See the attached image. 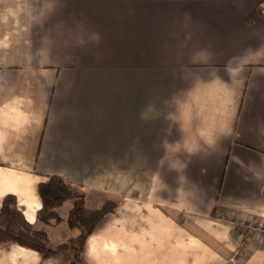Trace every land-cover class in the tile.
I'll return each instance as SVG.
<instances>
[{"label": "crops", "instance_id": "0c3cea01", "mask_svg": "<svg viewBox=\"0 0 264 264\" xmlns=\"http://www.w3.org/2000/svg\"><path fill=\"white\" fill-rule=\"evenodd\" d=\"M264 0H0V208L119 199L86 264H264ZM65 208V209H64ZM71 229V228H70ZM63 232V235L57 236ZM243 244L242 250L240 249ZM0 264H64L17 244Z\"/></svg>", "mask_w": 264, "mask_h": 264}, {"label": "trees", "instance_id": "16d2710c", "mask_svg": "<svg viewBox=\"0 0 264 264\" xmlns=\"http://www.w3.org/2000/svg\"><path fill=\"white\" fill-rule=\"evenodd\" d=\"M258 10L264 16L262 9ZM38 191L42 207L37 213V220L45 226L61 222V208L72 201L67 223L69 228L78 231L77 235L57 248L52 247L47 231L29 223L18 206L17 197L10 194L4 198L0 208V248L8 243L17 244L39 252L45 260L70 252V264H86L83 254L88 238L101 221L117 209L120 200L109 199L99 208H89L84 192L73 190L68 181L57 175L41 182Z\"/></svg>", "mask_w": 264, "mask_h": 264}, {"label": "built area", "instance_id": "2783aa9c", "mask_svg": "<svg viewBox=\"0 0 264 264\" xmlns=\"http://www.w3.org/2000/svg\"><path fill=\"white\" fill-rule=\"evenodd\" d=\"M240 226L244 230L245 234H253L255 232H261V234L264 235V224L263 223H257V224H247V223H240ZM243 244H241L240 249L242 250ZM233 264H241L238 261H234Z\"/></svg>", "mask_w": 264, "mask_h": 264}, {"label": "rangeland", "instance_id": "374dc122", "mask_svg": "<svg viewBox=\"0 0 264 264\" xmlns=\"http://www.w3.org/2000/svg\"><path fill=\"white\" fill-rule=\"evenodd\" d=\"M65 209V208H64ZM66 233V237H71V236H75V235H77V233H78V231H76V230H72V229H70V228H68L67 227V232H65ZM64 233L63 232H61L60 234H57V236H60V235H63ZM70 240V239H69ZM66 241H68V240H66ZM66 241H64V242H66ZM63 243V242H62ZM61 244V243H60ZM50 245L52 246V244L50 243ZM58 246V245H57ZM56 247V246H55ZM57 248V247H56ZM59 258V259H62V261L64 262V264H70L69 262H70V260H71V258H72V254L70 253V252H65V253H63V254H61V255H59V256H56L55 258Z\"/></svg>", "mask_w": 264, "mask_h": 264}]
</instances>
